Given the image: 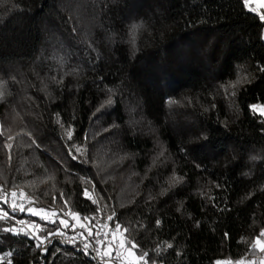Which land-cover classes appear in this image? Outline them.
Wrapping results in <instances>:
<instances>
[{
  "label": "trees",
  "instance_id": "1",
  "mask_svg": "<svg viewBox=\"0 0 264 264\" xmlns=\"http://www.w3.org/2000/svg\"><path fill=\"white\" fill-rule=\"evenodd\" d=\"M261 13L242 0H0V264H105L58 234L72 214L119 224L147 264L259 256ZM13 191L55 218L14 211Z\"/></svg>",
  "mask_w": 264,
  "mask_h": 264
},
{
  "label": "rangeland",
  "instance_id": "2",
  "mask_svg": "<svg viewBox=\"0 0 264 264\" xmlns=\"http://www.w3.org/2000/svg\"><path fill=\"white\" fill-rule=\"evenodd\" d=\"M254 1H255L254 7H256L257 12H259L260 0H254ZM263 38H264V35H263ZM253 105L257 106V108L254 109L256 111H260L259 109H264V105H262V104H252V106ZM21 195L22 194L20 192H18L16 197L15 198L13 197V200L17 201V199H18L20 203H23V196H21ZM28 208H32L33 212H39L40 215L44 216L46 219H54L55 218V216L53 215V211H49V210L47 211L44 208H40V207H37L34 205H30V206L26 207L25 210H27ZM27 212H29V211H27ZM33 212H29V213H33ZM62 219L70 222L72 224L71 225L72 229H74L76 227V229L74 231H71V230L62 231L61 232L62 234H60L62 239L66 240V241L68 239L76 240V236L80 235V233H84V236H86L89 239L88 241L95 239V242L91 241L92 244L97 243V240H101V239L104 241L103 245H101V244L97 245V247H99V248L97 249L94 256L96 259L100 260V255H96L97 252H99L101 255H103L105 252L110 253L109 256H105L103 259L105 264H134L136 257H139L132 250H131L132 255H129L128 251H126V248L119 247L118 241L120 239H122V231L120 229L119 232H116L115 226L110 227L109 224H105L101 229H98L101 232L100 236L95 235V232L97 231V229L96 230L92 229V235H88V227L81 228L80 224H83V223H80L78 218L74 219L73 215H72V217H70V219L60 217V220H62ZM21 221L25 222L24 224H22V227L25 230H30L32 233H35V231L33 230V227L28 226V225H33V223H30L27 218H23L22 220H20V223H21ZM105 233H107L108 235L105 236L104 235ZM113 234L115 235V238H114ZM109 241H111V247H108ZM258 247H260V246H258ZM117 253H119V255ZM218 262H220V264H264V251L262 253H260L259 256H256V257L249 255V254H246L242 257H238L235 259L218 260V261H216V264H218Z\"/></svg>",
  "mask_w": 264,
  "mask_h": 264
},
{
  "label": "snow or ice",
  "instance_id": "3",
  "mask_svg": "<svg viewBox=\"0 0 264 264\" xmlns=\"http://www.w3.org/2000/svg\"><path fill=\"white\" fill-rule=\"evenodd\" d=\"M242 3L244 4V6L248 7V9L250 11H252V12H256L257 11V8L256 7H252V0H242ZM260 7L264 8V0H260ZM260 18L262 20H264V13H261L260 14ZM138 27L139 26H137V25H133L132 26L133 42H134L136 30H137ZM237 82H239V81H237ZM5 83L6 82H4V81H0V100H2L5 97V94H6L5 91H4ZM106 103H111V100L106 101ZM170 103H171V101H170ZM252 107H253V109H256L257 108L256 105H253ZM259 110L261 111V114L264 115V109H259ZM66 135H67L68 139H71V137H72V131L70 129L66 130ZM11 139H12V137H9V140H11ZM7 147L9 149H11V147H12L11 143H9L7 145ZM76 150L79 151V149H76ZM71 152H72V149H69V153L70 154H71ZM254 159H255V157H254ZM180 179H181L180 177H175L174 176L172 178V182L173 183H177V182L180 181ZM83 194L85 196H88L87 189L84 190V193ZM11 195H12V197L15 198L16 195H17V193L15 191H13L11 193ZM61 195H63V194L61 193ZM95 202L96 201H93V203H95ZM5 203H7V199L6 198H5ZM64 203L67 204V201H64ZM11 207L13 208L14 211L15 210L25 211L24 206L22 204H19V205L16 204L15 201H13ZM27 211L33 212V209L32 208H28ZM33 214L34 215H39L40 213L39 212H33ZM97 214L98 215L100 214L99 211H98ZM53 215H55V213H53ZM72 215H73V218L74 219L78 218V214H72ZM113 216H114V214L113 215H109V216L106 217V219L108 221H112L113 220ZM6 217H7V213H4L3 214V217H0V218H6ZM84 219L85 220H90V219H94V218L85 217ZM24 223H25L24 221H21V224H24ZM60 223L63 224L65 228L69 227V223H68L67 220H63L62 219V220H60ZM157 224H159V221H157ZM28 226L29 227H33V225H28ZM35 227H38V226H35ZM80 227L81 228H85V227H88V226L85 225V224H80ZM120 228H121V226L119 224H116L115 225V231L116 232H119L120 231ZM7 230L8 231H15V229H7ZM21 231H23V228L21 229ZM123 231L124 232H127L128 229H124ZM29 234L31 235V233H29ZM58 234H62V233H58ZM80 235L82 237H84V239H87V237L84 236V233H80ZM88 235H92V229H91V227H88ZM95 235L96 236H100L101 235V232L99 230H97L95 232ZM104 235L107 236L108 234L105 233ZM261 237H264V229L261 230L260 235L257 236L256 239H255V241L253 242V244H252V248L253 249H255L257 246H260L261 250L264 251V241L261 240ZM114 238H115V235H114ZM45 239H46V237H45ZM70 242H74V241H70ZM97 243L103 245L104 244V241L102 239L101 240H97ZM118 244H119V247L126 248V251H128L129 255H132V251H131L132 249L138 248V245H136L133 241L127 240L126 238L120 239L118 241ZM37 246L39 247L41 245L38 244ZM108 247H111V241H109ZM169 247H171V245H169ZM88 248H89V244L88 243H85L84 244V250L87 251ZM117 254L119 255V253H117ZM97 255H100V258L101 259H104V257L105 256H109L110 253L105 252L103 255H101L99 252H97ZM147 255L148 254L146 252H142L139 257H136V260H135L134 264H147V260L145 259L147 257ZM218 264H220V262H218Z\"/></svg>",
  "mask_w": 264,
  "mask_h": 264
},
{
  "label": "built area",
  "instance_id": "4",
  "mask_svg": "<svg viewBox=\"0 0 264 264\" xmlns=\"http://www.w3.org/2000/svg\"><path fill=\"white\" fill-rule=\"evenodd\" d=\"M255 6V1L254 0H252V7H254ZM28 219V218H27ZM28 221H29V219H28ZM76 240H78L83 246H84V244L85 243H88L89 244V248H88V250L93 254V256H94V254L96 253V251H97V249L99 248V247H97V245H98V243H95V244H92L91 243V241H94L95 242V239H92L91 241H88L89 239L87 238V239H84V237H82L81 235H78V236H76ZM70 241H73L72 239H68L67 240V242H70ZM97 255V254H96ZM95 257V256H94ZM100 260H101V258H100ZM103 260V259H102ZM110 260V259H109ZM104 261V260H103Z\"/></svg>",
  "mask_w": 264,
  "mask_h": 264
}]
</instances>
